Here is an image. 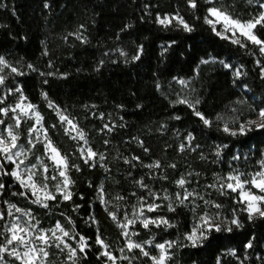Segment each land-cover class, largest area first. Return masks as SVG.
<instances>
[{"label":"trees","instance_id":"16d2710c","mask_svg":"<svg viewBox=\"0 0 264 264\" xmlns=\"http://www.w3.org/2000/svg\"><path fill=\"white\" fill-rule=\"evenodd\" d=\"M197 2V9L192 10L187 0H0V56L24 73L9 75L0 88V96H5L8 89L21 87L28 100L38 105L54 143L69 155L72 164L80 166L79 171L72 168L69 172L74 181L72 199L61 202L57 196V201L49 203L58 206L49 209L31 203L30 193L28 198L13 195L22 192L20 185L11 176L0 175V182L5 184L0 195V212L7 217V201L30 210L41 228L59 221L74 236L78 233L86 237L89 247L84 253L78 252L77 264H104L96 243L97 234L115 253L125 247L121 231L108 211L121 216L137 205L140 196L151 202L148 191L134 182L140 179L161 197L165 192L170 197V201H156L162 207L149 215L166 217L176 227L150 226L145 230L137 224L133 229L139 235L134 237L139 241L153 240L154 244L175 241L168 264H217L218 259L220 264H264V219L248 221L245 212L237 211L244 223L242 229L233 226L231 233L213 232L202 247H191L184 239L194 220L205 211L231 218L234 209L243 207L235 202L238 194L220 195L208 185L216 184L217 176H227L236 166L246 173L259 170L257 162L264 150V130L235 137L222 130L225 123L229 128H238L239 123L256 115L253 109L264 107V79L261 67L256 64L260 59L264 65V59L257 56L256 47L250 43L247 49H241L217 37L204 23L211 4L204 0ZM215 2L240 19L248 20L262 11L259 5L264 0ZM177 10L194 27L193 32L177 27L165 30L155 22L157 14H175ZM257 34L264 38V29L258 27ZM77 35L86 38L84 42ZM172 41L176 43L167 47ZM140 46H143L140 59L133 61ZM120 50L127 56H121ZM248 50L255 55H249ZM202 58H215L217 62L200 64ZM219 60L232 64L233 68L243 66L246 75L234 82L232 70L225 69ZM29 64L36 71L28 68ZM9 71L4 69L3 74L8 75ZM177 79L189 83L184 88ZM42 93H47L50 100L75 120L87 133L90 147L103 154L104 160L95 161L94 166H91L93 162L84 163L77 151L81 144L64 134ZM181 98L193 104L199 100L197 109L213 122L212 126H205L187 104L178 103ZM9 102L6 99L0 108L9 106ZM11 116V112L8 117L0 114V119L5 121L0 131L14 124ZM175 116L180 119H174ZM218 116L222 119L217 120ZM32 124V120H26L18 129L20 143L25 146ZM53 124L55 128L51 127ZM189 133L194 136L190 142L186 139ZM181 144L185 145L183 151ZM32 151L33 159L42 156L43 144H37ZM216 151H220L219 157ZM134 156L139 160H132ZM237 156L239 159H234ZM125 159L131 163H125ZM155 161L160 162V168L144 167ZM171 164L175 167H169ZM5 167L8 171L12 169L11 164ZM181 177L191 181L185 185L187 189H196L205 200L223 207L216 209L200 199L195 200L199 205L195 211L176 207L179 204L176 194L184 191L176 184ZM54 183L49 181L53 192ZM101 187L106 204L99 198ZM117 195L125 199L117 200ZM169 202L176 207L175 212L168 211ZM68 218L73 224L68 223ZM3 223L0 221V225ZM249 241L252 247L246 248ZM70 244L77 247L73 241ZM231 251L236 255L229 254ZM49 252L55 264L66 261V251L50 248ZM150 252L157 254L155 248ZM128 256L138 257L131 264H152L139 250L128 252Z\"/></svg>","mask_w":264,"mask_h":264},{"label":"snow or ice","instance_id":"6c2138e0","mask_svg":"<svg viewBox=\"0 0 264 264\" xmlns=\"http://www.w3.org/2000/svg\"><path fill=\"white\" fill-rule=\"evenodd\" d=\"M205 3L213 5L207 9V15L204 17V23L207 24L212 32L219 37L221 40L229 41L232 45L239 46L241 49H247L248 44H252L258 48L261 57H264V38L257 34L258 27L264 29V11L258 12L248 20H242L235 16L234 13L230 12L227 7L222 4L217 6L215 0H204ZM188 7L192 10L197 9V0H187ZM2 6V5H0ZM261 9H264V3L260 5ZM47 8L48 5L45 4ZM155 22L164 28L165 30L171 27L182 28L183 31L191 33L195 29L192 25L185 20L184 16L179 10L175 14H165L161 16L157 14ZM77 39H81L82 42L86 38H82L77 35ZM172 41L167 47H171L175 44ZM164 47V46H162ZM167 47H164V51H167ZM143 52V46L138 48L136 55L132 57L133 61L140 59V53ZM163 54V53H161ZM249 55H255L254 52L248 50ZM47 55V51L44 52ZM121 56H127V53L120 50ZM210 62H217L215 58L212 60L201 59L200 64H208ZM225 69L232 70L234 82L239 80L242 75L246 73L242 72V67L233 68V65L225 62L224 60L218 61ZM103 61H101V64ZM256 64L261 67V78L264 79V65H261L260 59L256 60ZM28 68L36 71V69L29 64ZM4 69H10L8 75L3 74ZM99 71V68L96 69ZM198 72V68H197ZM11 74L24 75L18 68L11 66L3 56H0V88H3L5 81ZM45 75V73H40ZM48 75H51L49 73ZM47 81H45L46 83ZM181 85L187 86L189 83L183 79L178 80ZM159 89V84H157ZM19 93L17 102L14 105L0 108V114L8 117L9 113H12L11 119L14 124L6 125L2 131H0V175L11 176L22 189L20 193L13 192V195H21L28 198L27 193L31 194V203L38 205L41 208L49 209L52 206L49 202L57 201V196L61 197V202L70 201L73 197L71 187L74 181L69 176V172L72 168L76 171L80 170V166L72 164L70 157L67 153H64L54 143L49 135V128L45 126L44 116L39 111L38 105L28 101V97L24 95L21 87L17 86L15 89H8L7 94L12 95ZM44 100L47 101L48 107L52 109L60 123V126L64 130V134L69 136L70 139L76 141L78 144L82 142L83 146L77 148L80 152L81 158L85 164L93 162L91 166H94V161L97 157L99 160H104L103 154H98L90 146L87 139V133L79 127L73 118H70L66 114V111L61 109L47 96V93H42ZM7 96H0V105L5 103ZM178 103L187 104L192 109L193 114L198 117L202 123L207 126H212V121L205 117V115L197 109L199 100L195 103H190L185 99H179ZM123 107V105H118ZM138 107H140L138 105ZM256 113L255 119H247L246 121L239 123L238 128H229L228 124L225 123L223 131L229 135L235 137L237 135H246L247 132L253 130H264V107L259 110L253 109ZM23 118V119H22ZM101 119L103 115L101 114ZM32 120L33 124L28 129L27 146L20 143L21 134L18 129L22 123L26 120ZM174 119L179 120V116H175ZM222 117L218 116L217 120H221ZM5 121L0 119V125H4ZM55 128L56 125H51ZM109 132L112 128L108 125L104 126ZM189 142L194 139V136L189 133L187 138ZM107 143V141H106ZM142 143V142H141ZM37 144H43L44 153L42 156L36 157L35 163H28L30 157L34 155L33 149ZM190 146V143H189ZM224 147H227L225 145ZM185 148L184 144H181L180 150L183 151ZM148 149L145 148V152ZM215 155L219 157L220 151H216ZM264 157V153L261 154ZM239 159V157H234ZM132 160H139L138 157H132ZM47 161V163L45 162ZM125 163H131L130 160L125 159ZM259 170L252 173H245L238 169H234L233 172L229 173L225 177L217 176V183L208 185V187L216 188L220 195H228L229 193L238 194L235 202L243 205L239 210H233L231 218H221L220 213L217 212L214 215H210L207 211L203 215L198 217V222L194 223L191 231L185 233L184 239L190 242L191 247H202L205 241L210 240L212 233L228 232L233 231V226L236 229H242L244 227L243 221L239 218L237 211L245 212L247 214L248 221L255 219H264V158L258 162ZM13 165L10 171L6 170L5 165ZM147 168H160L161 164L159 161H155L152 164L144 165ZM169 167H175V164L169 165ZM131 174V173H130ZM191 175V173L189 174ZM197 175H199L197 173ZM166 178V177H162ZM49 181H56L52 185L55 188V192L50 190ZM142 189L148 191V196L151 197V202L143 196L137 197V205L132 206L131 216L128 213L124 214L123 220H118L117 212L108 211L110 218L116 222L117 227L121 229V235L126 238L125 248H120L119 257L112 254L109 251V245L105 243L104 239L101 238L100 234L96 236V243L103 249L100 252V256L106 257L111 264H117V260H128L131 264L132 260L138 259L136 256L129 257L124 255L125 250L131 253L134 250H139L140 255L148 257L152 264H168V261L172 258L171 249L176 246L175 241H165L163 243H155L153 240L136 241L133 240V236H138L139 232H129V228H134L139 224L143 229L149 230L150 226L160 228L163 226L165 229L174 228L176 224L170 221L168 218L163 216L150 217L146 213L158 212L162 207L161 204L156 201L163 199L169 200V195L165 194L161 197L149 189L148 185L143 182V179L134 181ZM191 183L185 177H181L176 181L178 187L184 189L183 193H177L176 199L179 201V206L190 207L191 211H195L199 205L195 204L196 199L204 201L205 205H210L216 209H221L222 204L216 203L215 201L205 200L204 196L201 195L196 189L189 190L185 187L186 184ZM5 184L0 182V195L3 194ZM255 189L256 191H253ZM103 188L99 191V197L102 204L107 202L104 199ZM136 195L135 192L132 193ZM117 200H124L125 197L117 195ZM188 201L189 204H185ZM7 217H11V222L6 221L4 212H0V221H5L4 224L0 225V264H9V261L5 259V256L18 262V264H55L50 259L52 253L49 252L50 248H55L59 252H67L66 261L63 264H77L78 252L84 253L89 247L87 238L79 235L78 233L74 236L69 229H66L63 224L59 221L55 224L54 228L42 229L39 227V221L36 219L34 214L30 210L21 209L15 204L8 203ZM79 208V205L76 206ZM176 207L171 202L168 203L167 208L169 212H175ZM18 214V215H15ZM25 218V219H21ZM33 221H36L33 223ZM93 222L95 220L93 219ZM68 223L73 224L71 218H68ZM79 237L77 247H72L67 242L70 239H76ZM153 246L157 250L158 255H153L149 250H146L145 245ZM185 247L189 245H184ZM252 243L249 241L246 244V248H251ZM229 254L235 256V251H231ZM99 258V257H98ZM217 264H220L218 259Z\"/></svg>","mask_w":264,"mask_h":264},{"label":"rangeland","instance_id":"374dc122","mask_svg":"<svg viewBox=\"0 0 264 264\" xmlns=\"http://www.w3.org/2000/svg\"><path fill=\"white\" fill-rule=\"evenodd\" d=\"M262 3H264V2H262ZM213 5H211L210 7H212ZM262 11H264V9H262ZM254 46V45H253ZM256 47V46H255ZM256 50H257V53H258V55L257 56H259V57H261L260 56V54H259V51H258V48L256 47ZM261 58H263L264 59V57H261ZM178 80H180V79H177L176 81H177V83L180 85V86H182V87H186V86H184V85H181L179 82H178ZM184 80V79H183ZM185 81H188V80H185ZM5 96H7V99H10V102H9V105H14L16 102H17V99H18V96H19V93H14V94H12V95H8L7 94V91L5 92ZM181 99H184V98H181ZM12 100V101H11ZM186 100V99H185ZM29 101V100H28ZM256 118V115L254 116V117H252V118H250V119H255ZM23 119V118H22ZM28 139H29V137H28ZM81 145L80 146H83L82 145V142L80 143ZM88 146H90L89 144H88ZM263 153H264V150H263ZM244 157H245V154H244ZM243 157V158H244ZM262 158H264V157H262ZM95 161H97V162H99V161H101V160H99V157H97L96 158V160ZM94 161V162H95ZM36 162V158L35 159H33V157L31 156L30 157V159H29V161H28V163H35ZM0 163H1V161H0ZM12 167H13V165H11ZM234 169H238V170H240V171H242V167L241 166H236V167H234L232 170H231V172H233V170ZM230 172V173H231ZM242 172H244V171H242ZM246 173V172H245ZM13 179V178H12ZM22 189V188H21ZM22 191H25L24 189H22ZM253 191H256L255 189H253ZM100 198V197H99ZM31 201V200H30ZM18 207V206H17ZM21 209H23V208H21ZM131 212H132V209L129 211V212H126V213H128L129 214V216H131ZM217 212H215V213H212V214H210V215H214V214H216ZM124 214L125 213H123V215H121V216H117L118 217V220H123V217H124ZM15 215H18V214H15ZM146 215H148V216H150V217H154V216H151V215H149V213H146ZM203 215V214H202ZM199 216H201V215H199ZM198 216V217H199ZM220 216H221V218H225L224 216H222L221 214H220ZM198 217L194 220V223H197L198 222ZM21 219H25V218H21ZM11 220H12V218L11 217H6V221L7 222H11ZM36 221H33V223H35ZM4 223H5V221H4ZM3 223V224H4ZM194 223H193V225H194ZM115 224H116V222H115ZM117 225V224H116ZM55 227V225L54 226H51V227H49V228H46V229H51V228H54ZM41 228V227H40ZM42 229H45V228H42ZM120 229V228H119ZM120 231H121V229H120ZM132 231H134V229L133 228H129V232H132ZM123 238H124V242H125V245H126V238L123 236ZM132 239L133 240H136V241H139V240H137V239H135V237L133 236L132 237ZM78 240H79V237L78 238H76V239H70V240H67V242L70 244V241H73L75 244H76V246H77V244H78ZM101 248V247H100ZM125 248V247H124ZM145 248H146V250H151L152 248H154V244H153V246H149V245H145ZM109 251H111L112 252V254L113 255H115V256H117V257H119L120 255H121V253L119 252V249H118V251H117V253H115V251H113V249H111V248H109L108 249ZM156 250V249H155ZM101 251H103V249L101 248V250H100V252ZM157 251V250H156ZM124 255H127L128 256V252H127V250H125V252H124ZM156 255H158V252H157V254ZM103 259H104V264H111V261H108L107 260V258L106 257H103V256H101ZM5 259L6 260H8L9 261V264H18V262L17 261H15V260H12L11 258H9V257H7V256H5ZM117 264H129V261L128 260H117Z\"/></svg>","mask_w":264,"mask_h":264}]
</instances>
